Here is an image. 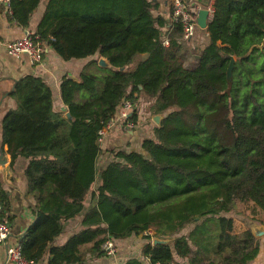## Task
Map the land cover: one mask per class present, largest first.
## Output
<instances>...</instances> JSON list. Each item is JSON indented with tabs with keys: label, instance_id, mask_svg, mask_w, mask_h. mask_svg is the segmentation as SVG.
Returning a JSON list of instances; mask_svg holds the SVG:
<instances>
[{
	"label": "trees",
	"instance_id": "1",
	"mask_svg": "<svg viewBox=\"0 0 264 264\" xmlns=\"http://www.w3.org/2000/svg\"><path fill=\"white\" fill-rule=\"evenodd\" d=\"M40 2L12 0V20L27 27ZM159 7V0H48L34 32L63 59L88 62L77 81L62 77L64 110H55L51 87L28 74L9 93L16 106L1 113L11 165L27 159L36 214L19 240L27 260L87 264L106 253L107 239L140 233L151 264H249L257 256L248 222H262L255 209L264 216V46L253 47L264 37V0H213L208 41L190 53L180 22L171 9L168 18L154 13ZM227 55L235 58L229 91ZM100 56L115 69L98 66ZM139 94L164 114L161 125L138 149H109L105 163L100 131L123 98L133 108L121 123L135 126ZM0 205L9 223L1 183ZM239 213L246 228L234 233ZM78 216L80 230L56 243ZM154 236L173 240L153 245Z\"/></svg>",
	"mask_w": 264,
	"mask_h": 264
},
{
	"label": "crops",
	"instance_id": "2",
	"mask_svg": "<svg viewBox=\"0 0 264 264\" xmlns=\"http://www.w3.org/2000/svg\"><path fill=\"white\" fill-rule=\"evenodd\" d=\"M195 2V4H194ZM48 0H41L35 11L31 14L30 21L27 27L17 25L11 18L6 7L0 1V117L4 109L15 107V102L9 97V93L14 89L15 82L22 76L31 74L36 77H41L47 83L54 96L55 110H64L65 106L61 100L60 83L64 76H68L77 81L79 73L88 62V59H70L65 60L60 57L55 50L48 46L44 52L43 59L40 63H31L27 56L11 57L6 51V43L8 41L21 37L26 30L35 31L41 20ZM160 7L158 12L168 18L170 13L169 0H159ZM196 1H190L192 7L196 6ZM198 5L202 7L199 3ZM198 15V13H197ZM208 41L206 29L197 28L195 37L187 42L186 45L190 53L198 51ZM196 53V52H195ZM195 53H193L195 55ZM145 56L137 58L144 59ZM196 56L189 60V66L196 64ZM139 113V121L135 126L126 127L121 124V119L118 114L112 119L111 126L105 130L101 138V148L105 152V163L111 159L108 154L109 149H138L144 138L153 136V123L151 121L150 106L151 101L143 94H139L136 105ZM119 113V112H118ZM1 129V127H0ZM1 138V136H0ZM0 157L5 159V168L0 165V183L10 196L9 209L6 211V217L10 219V235L6 243L0 244V264H6V247L7 245L18 243L20 237L26 233L28 227L34 222L36 214L33 207V198L27 191L26 179L24 176V168L27 164V159L18 157L11 165V157L8 153L7 145H1L0 142ZM103 161L99 164V169L103 168ZM92 205V201L86 204V207ZM81 216L74 218L64 223L63 233L57 238L56 243L62 242L65 236L69 233H74L80 230ZM246 217L243 214H235L233 217V232H240L246 228L244 223ZM262 225L264 223L259 222ZM144 234L132 235L124 239H115L116 252L113 255L103 254L99 257L88 256L87 264H124L128 260L136 259L141 264H151L150 259L144 255L143 247L146 239ZM259 251L257 256L249 264H264V236L258 238ZM48 256L38 263L48 264Z\"/></svg>",
	"mask_w": 264,
	"mask_h": 264
},
{
	"label": "built area",
	"instance_id": "3",
	"mask_svg": "<svg viewBox=\"0 0 264 264\" xmlns=\"http://www.w3.org/2000/svg\"><path fill=\"white\" fill-rule=\"evenodd\" d=\"M1 3L6 7L8 13L11 15V1L12 0H0ZM171 9V16L174 21L180 22L182 25V39L184 41H191L196 34L197 25V13L201 7L196 3L195 7H192L190 0H169ZM209 19L212 15V5L208 6ZM53 38L50 37V40ZM167 42V41H165ZM50 46L47 40L41 39L38 34L34 31L26 30L24 34L14 40L6 43V51L11 57H20L25 55L28 57L31 63H40L43 59L44 52L47 47ZM132 103L128 100L122 102L119 110V116L127 118L129 116ZM110 121L101 131V138L105 130L110 126ZM128 127L133 126L131 122L126 123ZM100 138V140H101ZM1 214V205H0ZM10 235V225L7 221L2 220L0 216V244L6 243ZM103 251L108 255H113L116 252V243L114 239H107L102 244ZM6 264H34L32 261L27 260L21 252L20 243L7 245L6 247ZM161 264V263H153Z\"/></svg>",
	"mask_w": 264,
	"mask_h": 264
},
{
	"label": "water",
	"instance_id": "4",
	"mask_svg": "<svg viewBox=\"0 0 264 264\" xmlns=\"http://www.w3.org/2000/svg\"><path fill=\"white\" fill-rule=\"evenodd\" d=\"M197 3H199L202 7L201 9L198 11V15H197V25L200 29L204 30L207 28V24H208V20H209V9L208 6L212 5L213 0H195ZM264 46V37L261 41V43L259 45H254L253 47H258V48H262ZM253 47H251V49H253ZM226 56V55H224ZM230 58V62L228 64L227 70H226V78H227V91H229V88L231 86V81H232V68L235 62V58L231 55H227ZM97 65L100 67H105V68H110V69H115V67H113L109 61L105 58L100 56L97 59ZM122 101H125V98L122 99ZM122 104V103H121ZM121 106V105H120ZM120 110V107L117 108V112ZM130 115V114H129ZM67 116H70L69 113H67ZM164 117V114L162 113H155L151 115V121L152 123L157 127L161 125V120ZM0 165L2 166V168H5V159H3L2 157H0ZM248 227L252 233V235L255 238H260L264 236V225H262L261 223L254 221V220H250L248 222ZM25 234H23L20 239H22L24 237ZM173 240L172 237H159V236H154L152 237V244L156 245V244H169L171 243Z\"/></svg>",
	"mask_w": 264,
	"mask_h": 264
},
{
	"label": "rangeland",
	"instance_id": "5",
	"mask_svg": "<svg viewBox=\"0 0 264 264\" xmlns=\"http://www.w3.org/2000/svg\"><path fill=\"white\" fill-rule=\"evenodd\" d=\"M190 1L193 2V0H190ZM194 4H195V2H194ZM132 108H133V107H131V109H132ZM131 109H130L129 114L131 113ZM118 112H119V111H118ZM120 119H121V117H120ZM121 120H122V119H121ZM120 123H121V122H120ZM123 123H124V124H123L124 126L128 127L127 124H126V122H123ZM121 124H122V123H121ZM110 126H111V124H110ZM110 126H109V127H110ZM109 127H108L107 129H109ZM128 128H129V127H128ZM107 129H106V130H107ZM245 208H246V210H244V211L247 212V213H248L249 211L251 212L252 210H254V209H251V207H250L249 205L246 206ZM255 211H256V212H255V213H256V217H258L259 219H262V223H264V216H263L262 212H259V211H257L256 209H255ZM254 221H255V220H254ZM257 222H259V221H257Z\"/></svg>",
	"mask_w": 264,
	"mask_h": 264
}]
</instances>
